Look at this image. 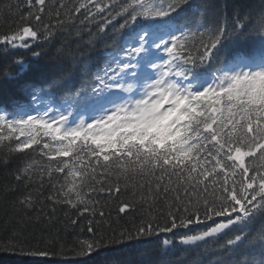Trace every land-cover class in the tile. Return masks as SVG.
Segmentation results:
<instances>
[{"label": "snow or ice", "instance_id": "obj_1", "mask_svg": "<svg viewBox=\"0 0 264 264\" xmlns=\"http://www.w3.org/2000/svg\"><path fill=\"white\" fill-rule=\"evenodd\" d=\"M0 20V84L25 97L0 101V264L162 234L176 264H264V0H0ZM84 29L86 51L64 41ZM20 48L54 74L21 79Z\"/></svg>", "mask_w": 264, "mask_h": 264}, {"label": "trees", "instance_id": "obj_2", "mask_svg": "<svg viewBox=\"0 0 264 264\" xmlns=\"http://www.w3.org/2000/svg\"><path fill=\"white\" fill-rule=\"evenodd\" d=\"M15 2V0H13ZM254 2L259 3V0H254ZM6 19L12 20L14 17H7ZM3 20H0V31H4ZM94 32L95 29H92ZM109 33L111 29L107 30ZM64 41L70 44L73 48L79 46L80 51H86L88 49V30L84 29L80 37L65 36ZM60 39L56 41L59 43ZM252 41H244L239 47L248 48L251 47ZM41 47H47L46 45L33 44V50H39ZM112 47V40L105 37L96 44V51L93 54V59L99 60L105 50H110ZM237 50L235 47H229L227 55L231 56ZM11 56H23L26 60L25 71L22 74L21 79H31V80H44L50 78L54 74V70L51 67L48 58L42 57L37 59L31 55V51L28 49H16L10 50ZM23 93L20 92L17 82L14 80H9L7 83L0 84V101H7L11 99H24ZM47 139V138H45ZM6 175V170L0 167V181H3ZM121 199L126 198V196H121ZM102 199H107L102 197ZM112 217H116L115 208H112ZM120 225L130 226V218L124 217L119 219L118 223H114L113 227H119ZM69 233L73 231L71 227L67 230ZM165 236L162 234L159 237H155L148 242H132L129 244H124L117 246L113 249H108L103 251L99 256L94 258V264H161V262H167V264H176V258L181 256L183 248L188 246H182L176 248L172 251L167 249H161L160 242ZM71 239V236H68ZM196 257L195 252H191L187 255L185 259L180 261V264H189ZM17 259L14 257H7L4 259L3 264H17Z\"/></svg>", "mask_w": 264, "mask_h": 264}]
</instances>
